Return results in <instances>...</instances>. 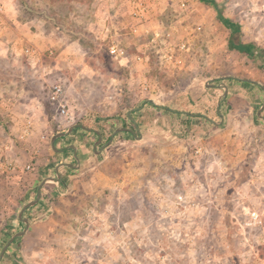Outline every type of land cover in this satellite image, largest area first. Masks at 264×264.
I'll list each match as a JSON object with an SVG mask.
<instances>
[{"label": "rangeland", "instance_id": "obj_1", "mask_svg": "<svg viewBox=\"0 0 264 264\" xmlns=\"http://www.w3.org/2000/svg\"><path fill=\"white\" fill-rule=\"evenodd\" d=\"M12 2L48 42L49 90L61 86L60 103L69 113L63 123L54 119L60 103L51 102V93L44 95L52 126L87 125L110 137L119 127L134 128L128 118L134 110L145 139L119 133L97 169L76 172L72 188L49 197L41 217H31L28 232L1 261L264 264V216L262 224L246 225L249 211L264 208V130L256 123V111L244 128L248 152L241 166L230 169L235 162L231 149L221 152L222 145L231 147L221 137L225 129L211 122L191 126L185 114L155 108L183 112L199 103L209 105L214 117L222 94H213L216 88L209 83L227 76L262 81L264 0ZM223 14L240 23L241 39L256 45V57L229 51L226 32L218 25ZM112 41L125 49L127 60L110 56ZM140 107L143 111L135 110ZM2 129L9 131L5 122ZM2 132L0 169L6 170H0V251L25 227L17 219L27 200L24 182L36 184V159L15 157V143ZM189 136L200 142L189 143ZM17 140L22 149L32 141Z\"/></svg>", "mask_w": 264, "mask_h": 264}, {"label": "crops", "instance_id": "obj_2", "mask_svg": "<svg viewBox=\"0 0 264 264\" xmlns=\"http://www.w3.org/2000/svg\"><path fill=\"white\" fill-rule=\"evenodd\" d=\"M0 6L2 7V10L0 11V64L3 62L5 63L2 66L0 65V132H6V130L2 129L3 123L5 122V126L9 130L6 132V135L10 141L15 143L12 147L13 154H21L22 159H25L27 156H34L33 159H36V164L33 165V169H36V172L34 173V181L36 184L34 183L31 187L30 183H26V181L24 182L23 185L26 189L27 200L18 210L17 219H19V213L24 205L36 199L37 193L35 195L34 192L36 189L38 191L42 181L48 177L56 176V169L60 164L66 163L75 166L74 168H60V172L62 173L61 183L48 181L43 186L42 199L38 204L29 208L24 213V217L29 219L31 224H33L31 217L33 215L41 217L42 211L48 207L49 197L53 195H62V192L68 189V187H73L72 183L74 182L73 178L77 176L75 175L76 172L85 171L86 169H97L95 166L100 164V160H102L109 150L116 144L119 135L117 134L114 136L111 143L108 142L113 134L110 137L102 136V141L98 144L99 136L94 132L98 130L94 129L92 126L87 127L86 125L85 127L87 129L76 128L71 134L58 139L55 142V146H57L56 150L53 149L51 145L53 135L56 133L67 132L72 125H67V129H65L63 128L65 124L60 123V126L57 128L58 130H56V128L52 126L54 121L46 109L44 95L51 93V90H49L51 86L49 84L48 65H46L44 61V54L46 50H48V42L46 43V37L44 36V33L42 34L41 30L33 28V23L23 19L19 4H13L12 0H0ZM53 6H55V4ZM223 17L229 19L230 23L234 26L237 24L236 27L240 25V23L235 22V20L224 14ZM218 25H220V27L226 32V44L227 47H229L231 32L225 27V25ZM241 43L246 45L249 42L241 39ZM234 44L236 46L238 45L237 43ZM29 47L34 48L35 51L33 50L31 54L27 55L24 51ZM229 51L237 55H245L235 50ZM255 53H257L256 49L252 50V57H256L257 54L255 55ZM257 82L264 86V79L262 81L258 80ZM221 83L222 82L220 81L219 84L212 83V85H214L212 88L216 89L209 90H212L214 92L213 94H217V92L223 94V89L218 87ZM225 84L229 90L228 95L221 100L220 107L219 102L221 96L218 98L216 107L213 110L215 113L214 117L211 116L212 110L209 109V105L202 104L199 106V103H196V105H188L186 111L183 112L179 111L177 107H164L165 109H162V107L156 106L155 108L160 112L164 111L173 116L179 113L185 114L187 116L186 119L188 120L187 123L191 126L201 124L202 127H204L206 122H211L214 128L225 129L223 130L225 136L221 137L225 138L224 143L230 144L231 147L222 145L221 152L222 154H226L225 152L229 150V148L231 149V157L235 161L232 162L230 168L232 169L234 166L242 165V159L245 158L244 155L248 152L244 151V143L248 141L244 128L246 122H249L252 110L256 111L255 117L259 129L262 128V130H264V120L257 115L259 109L264 104V90L257 85L245 83L237 79L227 80V83ZM197 86L198 85H194V89L197 88ZM3 96H7V98L3 99ZM261 99L262 101L259 102ZM258 103H260L259 107L256 106ZM145 107L143 109H145ZM218 110H220V113L224 118L220 125L218 124L221 121ZM224 111H228V114H224ZM68 114V111L66 114L58 112V116H54V119L60 121ZM3 115L6 116L5 119L2 118ZM262 115L264 116V111L262 112ZM27 122H30L32 125L31 134L27 137V140L32 141L29 142L27 148L22 149L17 146V139L19 138L22 140L23 130ZM60 122H65V119ZM253 123L255 124V118L253 119ZM137 126H139V123ZM133 127L134 128L132 129L135 130L134 123ZM3 132L1 134H3ZM121 133L131 134L129 132ZM140 137L141 139L138 140L145 139V136H143L141 132ZM250 138L252 140L256 139L252 137ZM193 140L200 142V139H197V137H188L189 143H194ZM48 142L49 145H47ZM71 147H75L76 151ZM202 149L203 147L199 148V151ZM13 154L10 155L12 156ZM75 154H77L79 164H77ZM14 155L16 157V154ZM0 168H2L1 165ZM240 172L241 170L238 169L236 174ZM51 182L54 184L49 185ZM24 228H19L15 231V234L22 231ZM18 240L19 239H16L11 245H16L17 242H19ZM3 248L0 252H2ZM7 250L9 251L10 249ZM4 262L5 260L1 261L0 264H4Z\"/></svg>", "mask_w": 264, "mask_h": 264}, {"label": "water", "instance_id": "obj_3", "mask_svg": "<svg viewBox=\"0 0 264 264\" xmlns=\"http://www.w3.org/2000/svg\"><path fill=\"white\" fill-rule=\"evenodd\" d=\"M230 79H237V80L243 81L245 83H252L254 85H257V86L261 87L264 90V86H262L259 82L254 81V80H250V79H239V78H236V77H233V76H227V77L222 78L223 81L230 80ZM223 81H222V83L220 85H218L219 88H222L223 89V94L220 97L219 107L221 105V100L223 98H226L227 97L228 91H229L227 85ZM208 86L212 87L214 85H212V83H209ZM148 102L149 103H152L153 101L152 100H149ZM141 109H142V107L137 108L135 110H141ZM263 111H264V104L262 105V107L259 109V111L257 113L258 117L264 120V116L262 115V112ZM132 112H134V110L129 111L128 112V116H129V119H131V121L134 123L135 130L134 129H130V128H126V127H119L118 129L115 130V132L111 136V138H110V140H109L108 143H111L113 141L114 136H116L117 134H119L121 132H129V133L133 134L137 139H141V137H140V131L138 130V126L136 124L135 119L132 117ZM186 114H188V113H186ZM218 114H219V117H220V120H221L220 123H218L220 125V124H222L224 118H223V115L220 113V110H218ZM76 128L87 129L85 126H82V125H74V126L70 127L67 132L56 133L55 135H53V137L51 139V145H52L53 149L56 150L55 142L58 139H60L62 137H65V136L71 134L73 132V130L76 129ZM94 132L99 136V141H98V144H99L102 141V134L99 131H94ZM137 134H139V135H137ZM71 148H73L76 151V148L75 147H71ZM75 159L77 161V164H79V160H78L77 154H75ZM61 167L74 168L75 166L72 165V164H66V163L60 164L57 167V169H56V176H54V177H48V178H46L45 180L42 181V183L39 186V189L37 191V197H36V199H34V200L28 202L26 205H24V207L22 208V210L19 213V219L25 224V228L22 231L16 233L8 241V243L5 245V247L3 248V250H2V252L0 254V261L3 258V256L5 255L6 250L10 247V245L16 239L23 237L28 232V230L30 228V221H29V219H27L26 217H24V213L29 208L34 207L36 204H38V202L42 199V188H43V186L48 181H55V182H58V183H61L62 182V173L60 172V168Z\"/></svg>", "mask_w": 264, "mask_h": 264}, {"label": "built area", "instance_id": "obj_4", "mask_svg": "<svg viewBox=\"0 0 264 264\" xmlns=\"http://www.w3.org/2000/svg\"><path fill=\"white\" fill-rule=\"evenodd\" d=\"M2 10V7L0 6V11ZM185 47V45H183V48ZM109 54L110 56L115 59V60H127V56H126V52L125 49L122 48L120 46L119 43H116L115 41H112L109 45ZM27 55L31 54L33 52V50L31 49H26L24 51ZM63 90L61 88V86L58 85H54L51 89V101H53L54 103H60L61 100V96H62ZM60 109H61V114H66V109H65V105L60 103ZM31 128L32 125L30 122H27L24 130H23V135H22V139H26L27 137L30 136L31 134ZM13 164L10 163L8 164V169H12L13 168ZM30 166H27V169H30ZM264 216V208L260 211H249L248 212V220L246 222V225L248 226H257L263 223V217Z\"/></svg>", "mask_w": 264, "mask_h": 264}, {"label": "trees", "instance_id": "obj_5", "mask_svg": "<svg viewBox=\"0 0 264 264\" xmlns=\"http://www.w3.org/2000/svg\"><path fill=\"white\" fill-rule=\"evenodd\" d=\"M205 1V0H204ZM219 21L225 25L227 29L230 30L231 35H230V41H229V48L231 50H235L240 52L241 54H247L250 57H252V50L256 49V52L258 53V49L256 45L253 43L243 45L241 43V35H240V30L236 25L234 26L232 23H230L229 19L224 18L222 15L219 16ZM234 43H237L238 45L236 46ZM255 53V55L257 54Z\"/></svg>", "mask_w": 264, "mask_h": 264}]
</instances>
